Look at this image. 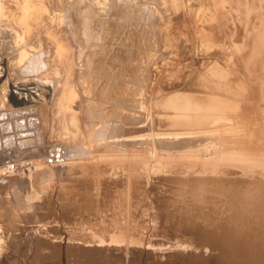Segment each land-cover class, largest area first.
I'll use <instances>...</instances> for the list:
<instances>
[{
  "label": "rangeland",
  "instance_id": "obj_1",
  "mask_svg": "<svg viewBox=\"0 0 264 264\" xmlns=\"http://www.w3.org/2000/svg\"><path fill=\"white\" fill-rule=\"evenodd\" d=\"M72 1L44 0L30 18L15 9L0 22V96L5 93L13 107L41 106L50 146L63 136L53 125L74 112L82 139H66L84 150L50 180L43 159L23 187L22 196L31 191L35 197L28 203L22 196L14 201L12 188L1 191L0 264H248L227 258L214 231L264 210V0H163L162 8L147 0L154 15L142 0H83L92 11L88 21L100 27L93 44H81V60L66 39L75 70L63 94L64 73L49 69L40 80L24 75L19 55L22 44L28 56L46 52L48 25L53 30L64 2ZM138 93L150 119L136 134L141 137L132 138L136 144L124 149L95 137L91 143L90 134L106 118L116 120L125 95ZM177 93L198 109V125L187 128L195 130L196 141L151 156L159 130L153 104ZM212 119L211 133H203ZM87 122H95L90 132Z\"/></svg>",
  "mask_w": 264,
  "mask_h": 264
},
{
  "label": "bare ground",
  "instance_id": "obj_2",
  "mask_svg": "<svg viewBox=\"0 0 264 264\" xmlns=\"http://www.w3.org/2000/svg\"><path fill=\"white\" fill-rule=\"evenodd\" d=\"M63 1L66 2L67 0H63ZM142 1H143L142 5H144V6H141V7H145V10L149 9L148 11L150 14H152V12L155 14L157 11L156 8H162V6L164 4L163 0H157L156 1L157 7L153 8L154 7L153 5H152V7H149V5H151V4L147 3V0H142ZM65 2H64V6H63V14L60 17L58 15V17H59L58 21H60V22L56 23V27L54 25L53 30L51 29V26H52L51 23L52 22L48 25V27L46 29L47 30L46 31L47 39L50 42V44L47 43V45H46V47H47L46 52H44L43 50H38V51H35L34 54H32L33 53L32 52L31 56H28L27 53L29 52V50L26 49V51H28V52H26L25 49H23V44L21 46L22 49L20 47L21 52L18 50V53L20 52L19 61H20V63H22V64H20L21 69L20 68L19 69L21 71H19V72H22V74L33 75L37 79H38V77L41 76L40 79H42V75H44L46 72H47L46 74H48L49 69L54 71L55 74L64 73L65 77H64V81H63V85H62L63 86V90H62L63 94L67 93L66 91H68V89H69L68 83L70 82V79L73 76V72L75 70L74 65H72V63H71L70 58L72 57L71 54H73V53L72 52L70 53V50L75 49V51H76L75 53H77V51H78L77 55H79V56H77V58L79 60H81V58H83L82 53H81V51H83V48H81V44H87V43H89V41L91 39H92L91 44H93V41H95L93 38L96 37V35H98V30H99L98 28L100 27L99 24L94 23L91 20L88 21V16L92 15V11L88 6H86V7L82 6L83 0H73L72 2H67V3H65ZM153 2L155 3L154 0H153ZM43 6H44V0H0V22L1 21L3 22L8 17H10V15L14 13L13 11L15 9H17V10L19 9L26 16L24 18H23V16H21V19L23 18V20H26L27 18H30L29 17L30 11L37 9L38 7L41 9V8H43ZM143 9L144 8H142V11H143ZM22 13H21V15H22ZM60 13H62V12H60ZM19 14H20V12H19ZM154 14H152V15H154ZM147 15L148 14L146 12V16ZM13 17H14V15H13ZM40 18L41 17L39 15L36 19H40ZM69 19H71V21H68ZM23 20L22 21L20 20L21 22H19V23L24 22ZM42 20H44V19H42ZM18 21H19V18H18ZM46 22H47V20H46ZM56 22H57V20H56ZM39 24H41V23H39ZM13 29L17 32V30H16L17 28H13ZM25 31L28 32L29 27H27ZM9 32H10V30H9ZM26 35H27V33H26ZM66 36H69V38H67ZM15 38H17V37H15ZM66 39L67 40L70 39V42L72 45L70 47H73V49H71L67 45L68 42L66 44V41H67ZM18 42H19V40H18ZM91 44H90V46L93 47V45H91ZM84 48H85V46H84ZM87 49L90 50L91 48H87ZM87 49H86V51H87ZM48 53H50V55H51L50 57L52 59L49 61H46L45 55ZM17 58L18 57H16V59ZM75 58H74V61H75ZM77 58H76V61H77ZM76 64H77V62H76ZM77 67H79V66H77ZM88 68H90V67H88ZM79 69H80V67H79ZM90 71H91V69H90ZM90 71H89V73H91ZM100 71L101 70H98V72L101 75L102 74L101 72L104 73L105 70L102 69V71L101 72ZM76 73L78 74L77 71H76ZM79 73H81V72H79ZM82 74H83V72H82ZM82 74H79L80 78H81ZM88 77H89V75H88ZM113 77H114V75H113ZM125 77H127V76H125ZM82 78L80 80L84 81V78L83 79ZM40 79H38V80H40ZM106 79H108V78H106ZM110 79H112V78H110ZM125 79H127V78H125ZM125 79L123 82L128 83V80H125ZM113 80L116 81V78H114ZM42 81L44 82V80H42ZM74 81H75V79L73 80V82ZM110 81H112V80H110ZM50 82L51 81H49V84H50ZM73 82H72V84H73ZM84 82H82V83H84ZM77 84H78V82H77ZM111 85H112V82H111ZM51 86H52V84H51ZM121 86H120V88L122 89L124 86H122V87ZM72 87H74V86H72ZM130 87L131 86L128 85V88H130ZM110 88H111V86H110ZM112 88H113V85H112ZM117 89H118V87H117ZM124 89L128 90V92H129V89H126V87H124ZM124 89H123V91H124ZM142 89H144V88H142ZM110 90L112 92V89H110ZM137 90H139V88ZM140 90H141V87H140ZM53 91H55V90H53ZM117 91H119V90H117ZM120 91H122V90H120ZM122 92H120V94ZM75 93H76V91H75ZM107 94H108V92H107ZM117 94L119 95V93H117ZM128 94H126V95L124 94L126 97L125 99L122 97V100L124 99V101L121 100L122 101L121 103L119 101V103L122 104V108L120 111H118L120 108L118 109V107H117L118 110H116L115 115L112 117L116 120L112 122L113 119L110 118L111 123H109L110 122L109 118H106V119H108L109 122L108 121H107V123L104 122V124L102 122V126L95 133L96 136H94L95 134L94 135H92V133L90 134L89 139H90V142L92 139L91 143L95 142L93 140L96 138L99 142L106 140V141H108L107 142L108 144H115L116 143V144L120 145L119 148L124 147V149L125 148L127 149L131 144H136V143H134L135 140L133 142L132 138H138L139 139L141 136H139V135L137 136L136 134L141 133V132H145V127H147L146 125L149 123L150 118H148V115L146 114V109H147L146 103H148V102L143 100V97H142L143 93L136 94L137 95L136 97H131ZM76 95L77 94H75V96ZM124 95H121V96H124ZM73 98H74V96H73ZM118 98H120V95ZM81 100H83V99H81ZM111 101H114V99ZM108 102L109 101H107L106 103H108ZM117 104H118V102L116 103L115 106H118ZM153 105H154L153 109L156 113V118L154 120L153 125H154V127H156V129L158 128L159 130H157V132H155L153 134V136H155L156 141H154L155 144H153L154 146L152 147V151L150 153L151 156H155L157 153V150L159 148H161V149L163 148V151H164V148H167V147H175V148L185 147L186 148L191 143L196 141L197 133L195 132V130L187 129V128L195 127L196 125H198L197 120L199 118H196L197 115L195 116V112H193V111H198V109L196 108L195 104H193L188 98L183 97L181 94L177 93V94L168 95V96L162 98L161 101L155 102V104H153ZM75 107L74 106H66L64 108V110L74 111ZM93 108H92V110H93ZM21 110L27 111L28 114H25L23 116H19L21 114L20 113ZM150 111H151V109H150ZM2 112H4L6 114V117H5L6 119L0 120V193L2 190L12 188L13 193L15 191V198H13V199H14V201H15V199L17 201V198L21 199V196L23 195L22 190H23L24 185L26 183H27L26 186L30 185V179H32L31 174L33 173L34 170L39 169L40 164H42L41 162L44 159V156L47 154L48 147H50V145H48V143H47L48 142L47 141L48 132H46L48 130V128L46 130V125H47L46 121L47 120H46L44 110L41 106L29 105V104H25L24 106H21V107L10 106L8 104V99H7V96L5 93H3L2 96H0V113H2ZM111 112H113V111H111ZM66 113H65V115H63V117L58 119V121H57L58 123H55L53 125V128L56 124L60 125V127L62 128L61 132L63 135L62 137H59L60 140L56 144H54L53 146L55 147V149L62 151L65 154L64 162H70L69 160H71L74 157L77 158L78 155H81L84 150L82 149L81 142H79L80 144L75 143V145L70 146L71 144L67 140L68 138L70 140L71 136L76 137V139H82V137L79 133V124L77 121V116L75 115L74 112H70L69 114H66ZM96 113L97 112H95V114ZM90 114L91 113H89V117H88V114L87 115L85 114V115H86V117L91 119L92 117ZM110 114L111 113H109V115ZM105 117H107V116H104V118ZM110 117H111V115H110ZM29 118H30V120L28 121L27 119H29ZM20 119H23L24 122L19 123ZM85 121H87V120H85ZM4 122H7V124L6 123L4 124ZM216 122H217V120H214V119L209 121L206 124V126L202 132L203 133H211L212 127L210 125L213 126L216 124ZM94 123H92V124L94 125ZM92 124H90V122L89 123L87 122V124H86V128L89 132L91 131V129L93 130ZM9 125L12 129L11 133L7 132L8 128H10ZM149 125H148V127H149ZM83 126H84V124H83ZM95 127L96 126L94 125V128ZM86 128H84V129H86ZM80 129H82V128H80ZM151 129H153V128L151 127ZM161 129H167V130H161ZM21 133L23 134L22 136H21ZM24 133H27V134L25 135ZM81 134H82V132H81ZM66 136H70V137H68L66 139ZM121 139H123V140H121ZM153 139H154V137H153ZM98 141H97V143H98ZM86 142H87V140H86ZM145 142H147V141H145ZM139 145H138V147L141 148V146H139ZM106 146H108V145H106ZM114 148L116 151V148H118L117 145ZM114 148L112 150H114ZM106 149H104V150H106ZM133 149H132V151H133ZM138 150H141V149H138ZM167 150L170 151L172 149L167 148ZM146 151H148V149ZM125 152H127V151H125ZM139 152H141V151H139ZM142 153H144V152H142ZM135 154H136V152H135ZM11 163H16L18 165V167H19L18 172L14 171L10 174H6L7 173L6 172V169H7L6 166L11 164ZM61 165L62 164H60L59 166L53 167V168H49L46 172H44L45 179L49 178V180H50V177L57 175L58 167H61ZM42 168H43V166H42ZM42 168H40V169H42ZM46 182H49V181L47 180ZM261 194L263 195V193H261ZM2 195L0 194V197ZM34 198L35 197H34L33 193H31V191H30V193L28 192L27 194H25V196H22L23 201L25 200L27 203L32 201ZM262 199H263V197H262ZM28 205L30 207V204H28ZM254 218H256V219L254 220ZM237 222L239 223L237 227H230V226H226V225L224 227L219 226L218 229H216L217 231H214L216 237H218L220 239V241L218 240L219 241L218 246L222 247L224 245V247H223L225 249L224 252L227 253L226 257L228 256V257H230V259L231 258H237L238 260L240 259L243 261H248V264H250V263L251 264L252 263L253 264H264V210H262V211L257 210V213H255L254 216H252V217H247V218L244 217L243 218V216H242V218H239L237 220ZM245 263H247V262H245Z\"/></svg>",
  "mask_w": 264,
  "mask_h": 264
},
{
  "label": "built area",
  "instance_id": "obj_3",
  "mask_svg": "<svg viewBox=\"0 0 264 264\" xmlns=\"http://www.w3.org/2000/svg\"><path fill=\"white\" fill-rule=\"evenodd\" d=\"M64 160H65V154L62 151L55 149L53 145L48 147L47 154L44 156V161L46 166L53 168L62 164ZM6 167H7L6 174H10L14 171H17L19 168L16 163H11Z\"/></svg>",
  "mask_w": 264,
  "mask_h": 264
},
{
  "label": "water",
  "instance_id": "obj_4",
  "mask_svg": "<svg viewBox=\"0 0 264 264\" xmlns=\"http://www.w3.org/2000/svg\"><path fill=\"white\" fill-rule=\"evenodd\" d=\"M20 113H21V114H20L19 116H23V115H25V114H28V112L25 111V110H21ZM5 117H6V114H5L4 112L0 113V120H2V119H6ZM27 120L29 121L30 118L27 119ZM21 122H24V120H23V119H20L19 123H21ZM5 123L7 124V122H4V124H5ZM9 124H10V123H9ZM9 127H10V125H9ZM7 132H9V133L12 132L11 127L8 128ZM24 134L26 135L27 133H24ZM22 135H23V134L21 133V136H22Z\"/></svg>",
  "mask_w": 264,
  "mask_h": 264
}]
</instances>
